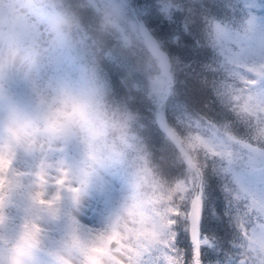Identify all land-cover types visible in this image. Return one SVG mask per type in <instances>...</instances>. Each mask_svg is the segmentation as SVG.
<instances>
[{"label":"snow or ice","instance_id":"obj_1","mask_svg":"<svg viewBox=\"0 0 264 264\" xmlns=\"http://www.w3.org/2000/svg\"><path fill=\"white\" fill-rule=\"evenodd\" d=\"M121 3L137 45L103 69L162 179L109 264H264V0Z\"/></svg>","mask_w":264,"mask_h":264},{"label":"clouds","instance_id":"obj_2","mask_svg":"<svg viewBox=\"0 0 264 264\" xmlns=\"http://www.w3.org/2000/svg\"><path fill=\"white\" fill-rule=\"evenodd\" d=\"M96 16L97 35L113 40V51L136 47L121 0H105ZM82 27L71 0H6L0 6V161L8 166L0 186V264L107 260L93 250L99 245L82 251L71 217L63 238L48 246L61 189L45 178L44 169L29 179L15 167L18 157L45 158L52 148L78 146V169L57 173L66 185H81L69 192L73 207L81 202L87 178L97 172L121 169L141 192L162 179L137 132L138 113L113 97L102 49L81 39ZM149 61L148 55L136 57L137 69Z\"/></svg>","mask_w":264,"mask_h":264},{"label":"rangeland","instance_id":"obj_3","mask_svg":"<svg viewBox=\"0 0 264 264\" xmlns=\"http://www.w3.org/2000/svg\"><path fill=\"white\" fill-rule=\"evenodd\" d=\"M98 1L101 6L105 3V0ZM5 3L6 0H0V6ZM50 151L51 155L45 158L20 156L15 162V167L29 179L37 169H44L45 178L51 177V182L61 189L56 218L50 221L51 235L48 246H56L63 238L71 217L76 221L83 241L82 251H88L89 244L99 245V248L93 250L103 252L107 256L105 264H109L107 251L109 246L115 247V243L112 242L125 237L137 227L146 208L133 202L131 191L108 170L97 172L87 178L82 186L81 202L73 207L69 192L75 191L81 185H66L57 173L62 170L76 171L82 159V152L75 144L52 148ZM7 171L8 166L0 161V186L4 183ZM55 190V187L49 188L50 193ZM94 264H99V261H94Z\"/></svg>","mask_w":264,"mask_h":264},{"label":"trees","instance_id":"obj_4","mask_svg":"<svg viewBox=\"0 0 264 264\" xmlns=\"http://www.w3.org/2000/svg\"><path fill=\"white\" fill-rule=\"evenodd\" d=\"M72 7L79 13L82 21V30L80 33L81 39L93 47L102 49V45L107 41L97 35V16L100 10H95L87 0H71ZM102 52V51H101ZM117 180L123 182L125 188L130 190L133 196V202L141 207L148 208L154 204L157 197L160 195V183L153 182L145 186L144 191L138 188H133L128 180V176L121 169L108 170ZM215 257H205V264L208 260H213Z\"/></svg>","mask_w":264,"mask_h":264},{"label":"water","instance_id":"obj_5","mask_svg":"<svg viewBox=\"0 0 264 264\" xmlns=\"http://www.w3.org/2000/svg\"><path fill=\"white\" fill-rule=\"evenodd\" d=\"M91 5H92V7L95 9V10H100L101 9V5H100V3H99V1L98 0H87ZM112 243H114V242H112Z\"/></svg>","mask_w":264,"mask_h":264}]
</instances>
